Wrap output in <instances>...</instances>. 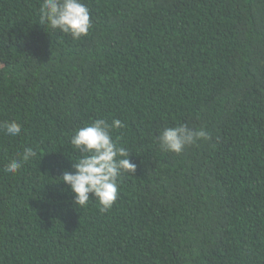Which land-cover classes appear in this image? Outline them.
<instances>
[{"label": "trees", "instance_id": "1", "mask_svg": "<svg viewBox=\"0 0 264 264\" xmlns=\"http://www.w3.org/2000/svg\"><path fill=\"white\" fill-rule=\"evenodd\" d=\"M87 36L0 0V264H264V0H82ZM95 119L128 150L107 212L60 177ZM208 139L162 151L165 127ZM37 156L4 171L25 148Z\"/></svg>", "mask_w": 264, "mask_h": 264}, {"label": "clouds", "instance_id": "2", "mask_svg": "<svg viewBox=\"0 0 264 264\" xmlns=\"http://www.w3.org/2000/svg\"><path fill=\"white\" fill-rule=\"evenodd\" d=\"M39 22L71 35L74 40L87 36L92 26L90 10L82 0H43ZM123 127L119 119H114L111 125L104 119H95L77 129L71 137V145L84 155L73 163V171H65L60 178L70 186L73 202L78 208L85 207L90 200L89 194H92L99 202L100 211L107 212L118 199V179L123 173H135L136 165L130 161L128 150L118 147L112 139V130ZM0 131L16 137L21 134V125L16 121L0 122ZM208 138L203 128L196 131L182 124L165 127L157 140L162 151L180 154L185 147ZM36 156L37 152L27 147L22 160H11L4 171L15 174L24 162Z\"/></svg>", "mask_w": 264, "mask_h": 264}]
</instances>
